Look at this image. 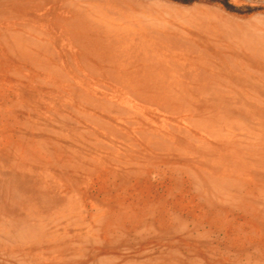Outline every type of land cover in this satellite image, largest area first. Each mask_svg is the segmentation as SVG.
Segmentation results:
<instances>
[{
    "label": "rangeland",
    "instance_id": "374dc122",
    "mask_svg": "<svg viewBox=\"0 0 264 264\" xmlns=\"http://www.w3.org/2000/svg\"><path fill=\"white\" fill-rule=\"evenodd\" d=\"M0 264H264V0H0Z\"/></svg>",
    "mask_w": 264,
    "mask_h": 264
}]
</instances>
